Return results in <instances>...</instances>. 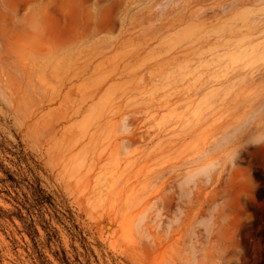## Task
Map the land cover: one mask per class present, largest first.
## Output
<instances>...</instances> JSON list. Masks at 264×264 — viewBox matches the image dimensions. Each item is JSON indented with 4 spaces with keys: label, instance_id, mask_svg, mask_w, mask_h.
Wrapping results in <instances>:
<instances>
[{
    "label": "rangeland",
    "instance_id": "1",
    "mask_svg": "<svg viewBox=\"0 0 264 264\" xmlns=\"http://www.w3.org/2000/svg\"><path fill=\"white\" fill-rule=\"evenodd\" d=\"M0 164L2 264H264V0H0Z\"/></svg>",
    "mask_w": 264,
    "mask_h": 264
},
{
    "label": "trees",
    "instance_id": "2",
    "mask_svg": "<svg viewBox=\"0 0 264 264\" xmlns=\"http://www.w3.org/2000/svg\"><path fill=\"white\" fill-rule=\"evenodd\" d=\"M0 168L2 165L0 164ZM29 171L33 173V168H29ZM8 175V179L13 182V187L16 191V200L19 203L17 207V212L10 214L9 216L15 215L20 219L25 227V230L29 235L34 238L38 235V229L36 227V220L33 216H36L39 220L44 221L43 219V209L46 206H53V197L49 195L40 185L39 178L33 177V180L28 178H19L17 179L13 174L4 171ZM34 176V174H33ZM6 214L3 209L0 207V215ZM65 215L64 213H62ZM0 264L1 260H0Z\"/></svg>",
    "mask_w": 264,
    "mask_h": 264
},
{
    "label": "bare ground",
    "instance_id": "3",
    "mask_svg": "<svg viewBox=\"0 0 264 264\" xmlns=\"http://www.w3.org/2000/svg\"><path fill=\"white\" fill-rule=\"evenodd\" d=\"M4 13H6V11ZM67 28H68V31L71 32V25H70V23L67 25Z\"/></svg>",
    "mask_w": 264,
    "mask_h": 264
}]
</instances>
